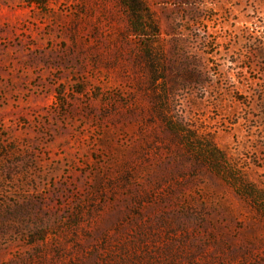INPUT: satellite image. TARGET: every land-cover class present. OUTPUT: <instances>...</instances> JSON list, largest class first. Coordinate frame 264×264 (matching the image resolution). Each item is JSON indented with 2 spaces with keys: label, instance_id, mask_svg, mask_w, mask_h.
Masks as SVG:
<instances>
[{
  "label": "rangeland",
  "instance_id": "obj_1",
  "mask_svg": "<svg viewBox=\"0 0 264 264\" xmlns=\"http://www.w3.org/2000/svg\"><path fill=\"white\" fill-rule=\"evenodd\" d=\"M137 1L0 0V264H264V0Z\"/></svg>",
  "mask_w": 264,
  "mask_h": 264
},
{
  "label": "trees",
  "instance_id": "obj_2",
  "mask_svg": "<svg viewBox=\"0 0 264 264\" xmlns=\"http://www.w3.org/2000/svg\"><path fill=\"white\" fill-rule=\"evenodd\" d=\"M122 2L130 10L129 17H130L132 33L138 36L143 35V32L146 29L144 28L143 25H141V13L139 12V9H138V1L137 0H122ZM144 17L149 23L151 22V18L149 14L147 13V11ZM154 33H156V31H154Z\"/></svg>",
  "mask_w": 264,
  "mask_h": 264
}]
</instances>
